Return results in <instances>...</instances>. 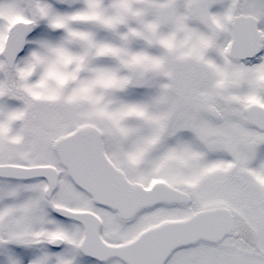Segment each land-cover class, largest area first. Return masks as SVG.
Masks as SVG:
<instances>
[{"label":"snow or ice","instance_id":"6c2138e0","mask_svg":"<svg viewBox=\"0 0 264 264\" xmlns=\"http://www.w3.org/2000/svg\"><path fill=\"white\" fill-rule=\"evenodd\" d=\"M0 264H264V0H0Z\"/></svg>","mask_w":264,"mask_h":264}]
</instances>
